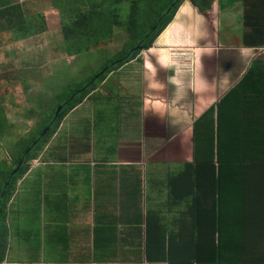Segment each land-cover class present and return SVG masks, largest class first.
Segmentation results:
<instances>
[{
	"label": "trees",
	"instance_id": "trees-1",
	"mask_svg": "<svg viewBox=\"0 0 264 264\" xmlns=\"http://www.w3.org/2000/svg\"><path fill=\"white\" fill-rule=\"evenodd\" d=\"M183 1L53 3L61 12V32L67 52H89L112 38L116 28L126 35V40L100 70L83 82L71 84L68 94L59 97L52 112L46 111L38 125L26 137L21 136L22 146L12 156L11 164L0 159V264L7 251L8 203L18 181L29 171L30 161L66 116L110 72L151 48ZM193 1L205 9L213 0ZM245 1L251 7L246 19L253 28L244 35L245 44L264 47V0ZM26 2L0 0V31L13 32L15 39L47 31L45 15L32 12ZM4 94L5 90H0V140L8 133L2 105ZM61 104L64 107L56 115ZM186 134L190 139L184 142L182 156L174 162L176 169L168 171L161 181L167 190L164 206L162 203V207L147 214V262L264 264V53L251 60L241 79L201 114ZM72 148L78 150L73 153L75 156H82L91 145L86 140Z\"/></svg>",
	"mask_w": 264,
	"mask_h": 264
},
{
	"label": "crops",
	"instance_id": "crops-1",
	"mask_svg": "<svg viewBox=\"0 0 264 264\" xmlns=\"http://www.w3.org/2000/svg\"><path fill=\"white\" fill-rule=\"evenodd\" d=\"M248 10L245 0H213L205 9L193 0L183 1L154 42L160 63L151 68L173 73L151 83L159 86L154 95L143 94L140 112L131 116L141 124L137 121L125 132L127 141L118 136L111 141L118 130L113 127L105 141L88 150L90 157L74 155L78 150L72 147L86 139L70 135L64 156L56 154L55 145L48 151L52 162L30 167L8 203L7 251L1 264H168L147 262V214L164 206L167 190L161 181L176 169L174 162L190 138L181 136L188 132L184 128L170 133L174 122L164 133L149 131L160 119L156 109H172L166 99L184 103L187 110H175V118L192 117L193 125L241 79L251 60L264 53V47L245 44L244 35L253 29Z\"/></svg>",
	"mask_w": 264,
	"mask_h": 264
},
{
	"label": "rangeland",
	"instance_id": "rangeland-1",
	"mask_svg": "<svg viewBox=\"0 0 264 264\" xmlns=\"http://www.w3.org/2000/svg\"><path fill=\"white\" fill-rule=\"evenodd\" d=\"M8 1L18 3L24 0ZM55 1L58 0H28L26 2L32 12L45 15L48 26L46 32L15 39L13 32L0 31V90H5L2 105L8 122V133L3 140H0V159H6V164H11L12 156L19 152L23 140L21 136L26 137L27 133L42 120L44 113L55 108L59 97L65 93L68 94V87L71 84L83 82L100 70L105 61L117 54L126 40V35L116 28L112 38L100 42L98 47L92 48L93 50L89 52L82 54L67 52L61 32V12L53 6ZM157 46V42L153 43L150 49L143 50L136 59L110 72L97 89L66 116L56 133L38 152L36 158L30 161L31 167L49 163L48 160L52 162L54 158L48 159L52 156L48 151H51L55 145L58 146L56 154L64 156L70 135L84 137L91 144L93 151L96 147L95 143L105 141L113 127L117 126L118 130L116 136H110V140L117 142V136L120 137V141H123L126 136L125 132L132 129L134 123L138 121V124H141L139 118H131V116L133 113L140 112L139 107L143 104V94L154 95L158 92L159 82L164 81L167 75L173 73L157 65L151 68L152 64L159 62L155 52ZM152 82L158 84L150 86ZM169 92L173 93V88L169 87ZM166 100L164 101L170 106L173 105L172 109L165 112L156 109L155 114L157 113L160 119H157V125H152V129L150 126L147 127L150 129L149 132L160 130L164 133L172 122L174 125L167 129L170 133L176 132L178 128L179 130L184 128L190 132L192 117L175 118V113L180 112L182 106H184L183 111H186L187 106L184 103L173 101L169 103ZM144 102L149 103V100ZM100 113L105 115V118L97 115ZM176 121L178 126H176ZM181 121L182 124H180ZM86 123L88 129L85 128ZM144 131L140 129V134ZM156 133L161 138L162 134ZM87 136L88 138H85ZM181 136L187 137V134ZM154 144L158 145L157 142ZM172 144L174 143H169V146ZM169 150L174 149L170 147ZM85 155L92 156L87 151L82 154V156ZM162 165L165 164L162 163ZM86 192L85 195H87ZM87 198L89 199L90 196L87 195Z\"/></svg>",
	"mask_w": 264,
	"mask_h": 264
},
{
	"label": "water",
	"instance_id": "water-1",
	"mask_svg": "<svg viewBox=\"0 0 264 264\" xmlns=\"http://www.w3.org/2000/svg\"><path fill=\"white\" fill-rule=\"evenodd\" d=\"M60 109H61V107L59 106L58 109H57V111H56V115L59 113ZM47 129H48V128H46L44 132H46Z\"/></svg>",
	"mask_w": 264,
	"mask_h": 264
},
{
	"label": "flooded vegetation",
	"instance_id": "flooded-vegetation-1",
	"mask_svg": "<svg viewBox=\"0 0 264 264\" xmlns=\"http://www.w3.org/2000/svg\"><path fill=\"white\" fill-rule=\"evenodd\" d=\"M59 106L61 107V109H63V107H64L63 104H61V105H59ZM59 106H58V107H59ZM61 109H60V110H61ZM46 128H48V127H46Z\"/></svg>",
	"mask_w": 264,
	"mask_h": 264
}]
</instances>
